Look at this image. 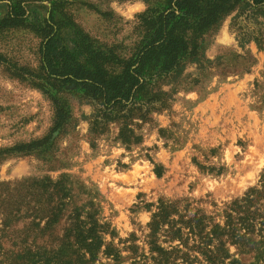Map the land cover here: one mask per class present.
I'll use <instances>...</instances> for the list:
<instances>
[{"label":"rangeland","instance_id":"374dc122","mask_svg":"<svg viewBox=\"0 0 264 264\" xmlns=\"http://www.w3.org/2000/svg\"><path fill=\"white\" fill-rule=\"evenodd\" d=\"M6 1L0 0V18ZM27 1L38 15L52 2ZM69 1L56 13L62 36L69 41L86 34L103 52L105 66L119 72L146 35L138 15L167 0ZM234 13L201 39L202 68L189 63L173 83L160 84L170 94L164 107L145 120L131 112L130 126L140 140L129 145L118 139L121 120L90 132L86 117L100 105L66 91L57 95L70 117L49 135L53 103L33 82L40 37L26 24L0 30V150L42 142L28 152L0 153V264H54L68 212L87 201L113 230L104 240L120 257L99 254L97 261L81 264H153L148 222L158 199L189 203L190 213L199 210L208 217L206 231L223 224L224 211L257 184L264 169V23L262 48L253 41L241 47L242 33L259 25L242 18L233 24ZM145 92L141 100L152 96ZM46 179L61 180L73 195L55 222L44 208ZM158 243L170 249L178 241ZM192 244L190 239L187 245ZM229 252L240 264H256L252 253L234 246Z\"/></svg>","mask_w":264,"mask_h":264},{"label":"trees","instance_id":"16d2710c","mask_svg":"<svg viewBox=\"0 0 264 264\" xmlns=\"http://www.w3.org/2000/svg\"><path fill=\"white\" fill-rule=\"evenodd\" d=\"M67 3L70 1L52 0L46 13L38 15L28 9L27 0H7V12L0 18V30L26 24L40 37L35 77L38 80L33 82L53 103L54 118L49 135L62 129L70 117L57 95L66 91L100 105L86 117L90 132L96 133L108 123L121 120L118 139L127 145L138 143L140 137L130 126L131 112L138 111L139 118L145 120L150 112L164 107L170 94L161 90L160 84L173 83L189 63L202 68L201 39L209 31H216L233 12V24L242 18L259 25L251 32L242 33L238 40L240 46L253 41L262 48L264 0H167L164 6L151 7L138 15L146 35L132 55L122 61V69L115 72L105 66L103 52L94 47L86 34L77 33L69 41L62 36L56 13ZM145 91H151L152 96L141 100L140 95ZM41 143L40 140L20 142L0 153L28 152ZM156 174L161 175L160 171ZM41 187L47 196L44 198L47 216L55 222L73 195L61 180L52 183L46 179ZM189 207L187 202L158 199L148 222L150 251L155 253L150 256L153 264H240L231 257L230 246L239 252L252 253L254 263L264 264V169L257 184L230 203L224 211L222 225L213 223L206 231L208 217L199 210L190 213ZM107 234L114 236L109 224L99 221L97 208L91 201L75 206L68 212L63 233L58 238L54 264L93 262L99 259V254L119 259V251L104 240ZM160 238L164 243H178L168 249L158 243ZM190 239L193 244L188 246ZM191 250L200 258L191 256ZM66 251L74 258H65Z\"/></svg>","mask_w":264,"mask_h":264}]
</instances>
